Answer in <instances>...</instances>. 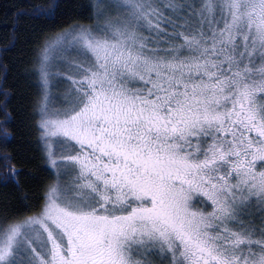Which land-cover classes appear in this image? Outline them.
Masks as SVG:
<instances>
[{"label":"snow or ice","instance_id":"snow-or-ice-1","mask_svg":"<svg viewBox=\"0 0 264 264\" xmlns=\"http://www.w3.org/2000/svg\"><path fill=\"white\" fill-rule=\"evenodd\" d=\"M25 15L62 26L18 67L17 109L0 89V146L23 112L37 150L23 175L0 153V186L31 188L0 201V264H264V0Z\"/></svg>","mask_w":264,"mask_h":264},{"label":"trees","instance_id":"trees-1","mask_svg":"<svg viewBox=\"0 0 264 264\" xmlns=\"http://www.w3.org/2000/svg\"><path fill=\"white\" fill-rule=\"evenodd\" d=\"M38 2H47V0H0V89L6 88L12 93L9 111L19 106V98L15 94L18 83L16 72L22 62L26 61L33 41L41 34L54 31L62 26L60 23L25 15L30 5ZM58 2L77 6L85 0H58ZM14 22L15 29H13ZM13 31H15V36H13ZM4 65H7V71ZM13 115L16 119L13 126L9 127V131L14 133L13 141L7 145V148L0 146V153L8 151L18 154L14 163L18 168H23L22 175L35 172L36 161L33 158L37 150L34 133H31L27 127L25 113L13 112ZM26 194H31L29 185H23L20 190H15L11 185L0 186V201H14Z\"/></svg>","mask_w":264,"mask_h":264}]
</instances>
